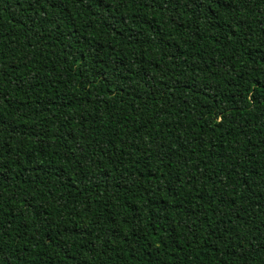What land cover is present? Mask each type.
<instances>
[{
    "label": "trees",
    "instance_id": "16d2710c",
    "mask_svg": "<svg viewBox=\"0 0 264 264\" xmlns=\"http://www.w3.org/2000/svg\"><path fill=\"white\" fill-rule=\"evenodd\" d=\"M0 264H264V0H0Z\"/></svg>",
    "mask_w": 264,
    "mask_h": 264
}]
</instances>
